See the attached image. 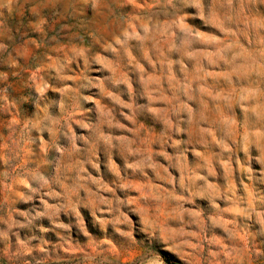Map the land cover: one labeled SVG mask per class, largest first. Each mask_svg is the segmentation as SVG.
<instances>
[{"label": "rangeland", "instance_id": "374dc122", "mask_svg": "<svg viewBox=\"0 0 264 264\" xmlns=\"http://www.w3.org/2000/svg\"><path fill=\"white\" fill-rule=\"evenodd\" d=\"M0 264H264V0H0Z\"/></svg>", "mask_w": 264, "mask_h": 264}]
</instances>
